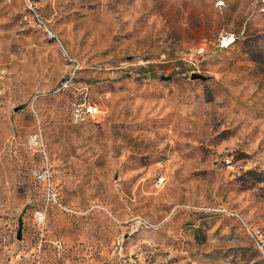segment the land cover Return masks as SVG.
Segmentation results:
<instances>
[{
    "label": "rangeland",
    "instance_id": "1",
    "mask_svg": "<svg viewBox=\"0 0 264 264\" xmlns=\"http://www.w3.org/2000/svg\"><path fill=\"white\" fill-rule=\"evenodd\" d=\"M0 264H264V0H0Z\"/></svg>",
    "mask_w": 264,
    "mask_h": 264
},
{
    "label": "built area",
    "instance_id": "2",
    "mask_svg": "<svg viewBox=\"0 0 264 264\" xmlns=\"http://www.w3.org/2000/svg\"><path fill=\"white\" fill-rule=\"evenodd\" d=\"M89 109L87 110L89 113H92L94 111V108H92V106H89L88 107ZM74 112H75V116H79L80 115V108L79 107H76L74 109ZM40 177L43 179V180H47L49 179V174L47 173H42L40 175ZM159 182H163V178H159L158 179ZM47 199L48 200H54L55 201V193L53 191H49L48 194H47ZM45 219V211L43 210H39V211H36L35 212V220L37 221L38 224L42 223ZM58 246L60 247L61 246V243L59 242L58 243Z\"/></svg>",
    "mask_w": 264,
    "mask_h": 264
},
{
    "label": "water",
    "instance_id": "3",
    "mask_svg": "<svg viewBox=\"0 0 264 264\" xmlns=\"http://www.w3.org/2000/svg\"><path fill=\"white\" fill-rule=\"evenodd\" d=\"M191 79H201V80H205L207 77L201 75V74H197V73H192L190 76ZM21 230H22V223L19 222L18 223V230H17V239L21 238Z\"/></svg>",
    "mask_w": 264,
    "mask_h": 264
}]
</instances>
